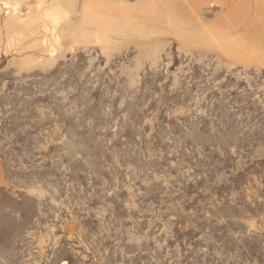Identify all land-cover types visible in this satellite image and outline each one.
<instances>
[{
	"label": "rangeland",
	"instance_id": "obj_1",
	"mask_svg": "<svg viewBox=\"0 0 264 264\" xmlns=\"http://www.w3.org/2000/svg\"><path fill=\"white\" fill-rule=\"evenodd\" d=\"M53 1L0 0V264H264V0Z\"/></svg>",
	"mask_w": 264,
	"mask_h": 264
},
{
	"label": "bare ground",
	"instance_id": "obj_2",
	"mask_svg": "<svg viewBox=\"0 0 264 264\" xmlns=\"http://www.w3.org/2000/svg\"><path fill=\"white\" fill-rule=\"evenodd\" d=\"M220 2H222V1H220ZM70 3H71V0H54L50 4V6L47 8V11L45 12V17L47 18V20L50 21V23H51L50 25H52V31L55 30V28L57 27V25L59 24V22L61 21V19L65 17V14L62 11V10H64L63 9V6H65L66 4H69L70 5ZM100 6H102V5H100ZM100 6H97V5L93 4V3H86L83 6V9H82L83 21L85 23H91V24H97V22L101 21V19L97 16V11L100 9ZM101 8H103V6ZM14 15L15 14H13V16ZM13 16H11V18ZM13 18H16V17H13ZM50 29H48V31H50ZM55 41H57V39H55Z\"/></svg>",
	"mask_w": 264,
	"mask_h": 264
}]
</instances>
